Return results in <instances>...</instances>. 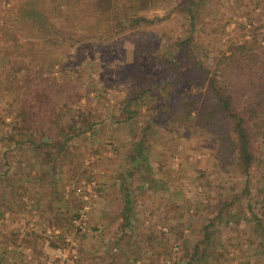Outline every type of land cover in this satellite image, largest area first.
<instances>
[{
	"label": "rangeland",
	"instance_id": "rangeland-1",
	"mask_svg": "<svg viewBox=\"0 0 264 264\" xmlns=\"http://www.w3.org/2000/svg\"><path fill=\"white\" fill-rule=\"evenodd\" d=\"M174 1L154 0L147 16L163 14ZM178 16L172 14L173 20L165 24L174 31L173 39L189 33L188 22ZM45 18L70 24L65 15L53 12ZM161 28L154 27L152 34L159 36ZM191 35L200 62L210 70L222 55L229 56L232 46L258 42L264 48V0H203ZM166 44L164 39L158 43L162 53ZM79 49L80 54L71 51L67 63L53 66L48 75L56 79V89L62 77L67 81L58 106L60 115L67 108L98 114V123L69 141L67 151L59 153L53 147L62 138L48 131L51 125L46 120L35 130L38 139L44 132L51 133L52 144L36 151L29 142L14 146L7 140L11 132L8 99L0 96V264H184L188 254L182 248L199 240L202 223L215 215V207L205 212L203 205L210 206L218 192H230V187L239 194L244 178L220 169L217 146L200 128L202 123L173 115L170 104L159 107L164 95L152 92L132 103L129 108L135 118L127 120L120 110L131 89L120 53L115 47L106 48V53V49ZM147 125L143 164L130 179L132 204L125 225L120 176L126 156ZM257 144L255 155L262 165L264 148ZM254 186L252 179V194ZM196 200L203 205L194 207ZM253 212L264 227L262 213ZM233 213L246 215L240 221L227 209L217 220L216 236L228 248L214 249L213 262L207 264H229L230 252L249 247L243 241L254 236L255 219L243 206ZM249 260L264 264V256Z\"/></svg>",
	"mask_w": 264,
	"mask_h": 264
},
{
	"label": "trees",
	"instance_id": "trees-1",
	"mask_svg": "<svg viewBox=\"0 0 264 264\" xmlns=\"http://www.w3.org/2000/svg\"><path fill=\"white\" fill-rule=\"evenodd\" d=\"M201 2L175 0L163 14L147 16L154 0H0V96L8 99L7 114L11 119L7 140L16 147L29 142L34 151L52 144L51 133L40 134L39 140L35 130L41 120H46L51 125L48 131L62 138L53 147L59 153L67 151L69 141L98 123V114L67 108L66 117L60 115L58 106L64 99L61 95L67 91V81L62 77L56 89V79L48 76L50 69L66 64L71 51L80 54V47L94 50L115 47L125 61L124 71L129 73L131 89L121 114L131 120L135 118V112L129 108L132 103L140 102L152 92L164 95L159 107L170 104L173 115H184L193 124L202 123L200 128L212 136L217 146L216 157L222 161L220 169L244 178L239 194H233L230 187V192H218L217 200L210 206L195 201L194 207L203 205L205 212L213 207L216 210L208 222L202 223V237L182 248L188 254L184 264L213 262L214 249L228 248L216 236L217 220L230 209V216L242 221L246 214L233 213L241 206L255 219V234L252 238L245 237L243 243L249 246L245 251L240 246V252H230L227 261L261 264L249 258L264 256V227L262 219L253 212L256 209L264 216V163L258 165L254 150L258 142L264 148V48L258 42H244L232 46L229 56L222 55L211 70L204 67L191 35ZM50 11L58 17L65 15L70 24L47 22L45 16ZM172 14L177 18L183 16L188 22L187 36L173 39L174 31L165 28L173 20ZM161 26L159 36L153 35L154 27ZM161 39L168 42L163 53L158 49ZM121 41H126L128 47ZM199 86L203 89H198ZM147 128L148 125L141 130L142 137L126 156V168L120 176L125 225L129 224L132 204L130 179L143 164ZM251 178L255 179L254 194ZM206 181L212 182L209 176ZM58 202L63 203L61 199ZM46 206L50 208L51 203Z\"/></svg>",
	"mask_w": 264,
	"mask_h": 264
}]
</instances>
